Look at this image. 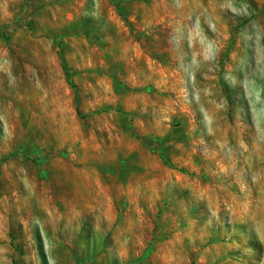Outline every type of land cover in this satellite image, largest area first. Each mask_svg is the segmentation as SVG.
Returning <instances> with one entry per match:
<instances>
[{
    "label": "rangeland",
    "instance_id": "rangeland-1",
    "mask_svg": "<svg viewBox=\"0 0 264 264\" xmlns=\"http://www.w3.org/2000/svg\"><path fill=\"white\" fill-rule=\"evenodd\" d=\"M0 264H264V0H0Z\"/></svg>",
    "mask_w": 264,
    "mask_h": 264
}]
</instances>
